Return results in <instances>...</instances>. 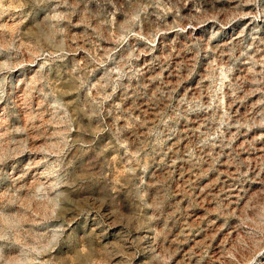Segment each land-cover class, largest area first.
<instances>
[{
	"label": "clouds",
	"instance_id": "1",
	"mask_svg": "<svg viewBox=\"0 0 264 264\" xmlns=\"http://www.w3.org/2000/svg\"><path fill=\"white\" fill-rule=\"evenodd\" d=\"M0 264H264V0H0Z\"/></svg>",
	"mask_w": 264,
	"mask_h": 264
}]
</instances>
